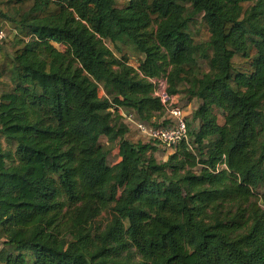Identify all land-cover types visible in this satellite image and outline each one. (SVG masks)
Returning a JSON list of instances; mask_svg holds the SVG:
<instances>
[{
  "label": "trees",
  "instance_id": "trees-1",
  "mask_svg": "<svg viewBox=\"0 0 264 264\" xmlns=\"http://www.w3.org/2000/svg\"><path fill=\"white\" fill-rule=\"evenodd\" d=\"M12 1L30 5L0 14L18 34L0 92V264H264V209L250 201L262 188L264 205V0ZM164 73L197 106L158 162L109 108L164 126L146 79Z\"/></svg>",
  "mask_w": 264,
  "mask_h": 264
},
{
  "label": "rangeland",
  "instance_id": "rangeland-1",
  "mask_svg": "<svg viewBox=\"0 0 264 264\" xmlns=\"http://www.w3.org/2000/svg\"><path fill=\"white\" fill-rule=\"evenodd\" d=\"M1 5H0V14L2 13H7L9 14V16L11 17H16L18 14H21L23 12H25L28 7H29V3L23 6H19L13 3L12 0H0ZM254 2H250L246 5V7H249L253 4ZM202 18L200 16L195 17L192 21V23L190 24V32L195 40L196 43H200V42H204L207 41L209 39V32L207 29L206 24L203 22V20H201ZM0 21H3L5 27H6V38L0 42V92L5 90L7 85L9 83V68H10V63L12 60V56L14 53V50L16 48L15 46V40L18 36L17 31L14 29L13 24H11L10 22H8L6 19H0ZM105 44L107 45V47H109L111 50H113V52L115 53L116 56H120V54L118 53V51H116V49L114 50L113 48V44H112V38L109 37L108 39L105 40ZM60 51H63L65 48L63 46H56ZM120 50L124 51L127 53L128 56V63L132 66L135 67L138 58L134 57L131 55V53L129 51L132 50V47L129 44L123 43V44H119ZM199 66L201 71L206 72L208 70V66H207V62L205 60H200L199 61ZM162 76H167L166 73H164V75ZM178 89L183 90V86L178 85L177 86ZM98 96L102 97L104 96V92L103 90L100 88L98 89ZM178 100L180 105L182 106V109L184 110V115L185 116H189L190 112L197 106V100L194 98H188V96L185 93H178ZM110 112H112V114L119 117V121L126 123L127 128H128V132L126 134V137L129 139H132L134 141H141V142H148V136L146 134H144L141 131H138L135 123L139 121L137 119L136 114L134 113V111L131 110H126V109H119V108H115L114 106H111L110 108ZM217 113V117H218V121L220 124L223 123V115L220 111H216ZM121 118V119H120ZM163 120V115L161 117H159L157 120H155L154 125L155 124H160ZM152 124V123H151ZM194 128L197 127V124L195 123L193 125ZM99 142L103 145V146H107V139L105 137H101ZM173 150H168V149H164L162 147L159 146H154V150L152 151V155L153 157L158 161V162H165L168 155L172 152ZM119 156H118V146L117 144L112 145V148L107 156V164L108 165H114L116 162L119 161ZM258 192H256V195H254L250 201L252 202V204H256L259 208L264 209V205L261 204L260 200H259V193H262L263 189L259 188L257 190ZM90 204L86 205V208L89 207ZM224 208L222 209V214L224 216H226L228 219L234 218V216L237 213H240V207H244L241 206L240 203H233V204H225L223 206ZM227 212V215H225ZM247 216V213L246 215ZM110 219V215H109V211H103L99 214L98 217H96L94 220H92L89 223V226H91L92 230L96 229L97 227H100L101 229L106 225L107 222H109ZM65 221L67 222V219H65ZM69 223L67 222V225ZM66 224H62V226H64ZM65 234L68 235L69 239L71 238V235L68 234L66 232V230L64 231ZM2 247L1 245V239H0V248Z\"/></svg>",
  "mask_w": 264,
  "mask_h": 264
},
{
  "label": "built area",
  "instance_id": "built-area-1",
  "mask_svg": "<svg viewBox=\"0 0 264 264\" xmlns=\"http://www.w3.org/2000/svg\"><path fill=\"white\" fill-rule=\"evenodd\" d=\"M6 38V32L0 28V42ZM151 84V95L159 101L163 112L164 126L149 128L141 121L134 122L138 131L148 136L154 144L164 149L173 150L183 139L187 138L186 116L179 103L178 96L169 93L165 76L148 77Z\"/></svg>",
  "mask_w": 264,
  "mask_h": 264
}]
</instances>
